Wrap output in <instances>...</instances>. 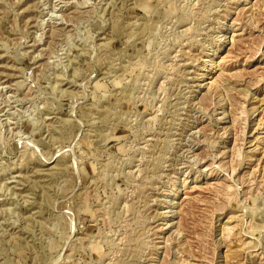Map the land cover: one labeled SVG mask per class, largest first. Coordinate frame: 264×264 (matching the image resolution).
Instances as JSON below:
<instances>
[{
    "label": "rangeland",
    "instance_id": "1",
    "mask_svg": "<svg viewBox=\"0 0 264 264\" xmlns=\"http://www.w3.org/2000/svg\"><path fill=\"white\" fill-rule=\"evenodd\" d=\"M0 264H264V0H0Z\"/></svg>",
    "mask_w": 264,
    "mask_h": 264
}]
</instances>
